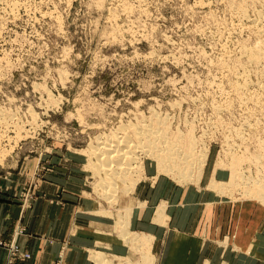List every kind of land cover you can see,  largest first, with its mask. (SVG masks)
Wrapping results in <instances>:
<instances>
[{"label":"rangeland","instance_id":"374dc122","mask_svg":"<svg viewBox=\"0 0 264 264\" xmlns=\"http://www.w3.org/2000/svg\"><path fill=\"white\" fill-rule=\"evenodd\" d=\"M3 1L0 191L14 182L15 199L28 211L68 202L62 218L70 226L73 219L72 233L80 229L75 221L84 225L79 241L85 247L77 250L82 258L160 264L163 237L137 234L152 232L142 228L150 227L153 200L165 192L179 201L189 187L202 185L184 202L195 194V200L202 194L215 199L208 219L230 203L238 216L242 202L247 209L264 208V104L255 87L264 55L254 62L239 53L244 45L264 44L263 26L252 21L257 11L264 14L263 0H22L15 9L17 0ZM236 2L248 8L249 19L239 17ZM243 68L253 85L238 93L235 76ZM142 124L157 128L166 138V156H176L163 166L143 157L137 173L104 194L92 149L99 138ZM177 172L187 180L180 182ZM135 177L130 193L125 189ZM145 187L153 202L140 219L138 206H144L135 191ZM198 202L185 215L186 226L199 223L207 205ZM162 203L166 210L157 225H167L170 216L165 200L155 211ZM0 246L7 249V264L32 256L14 239L0 238ZM66 260L60 254L57 262Z\"/></svg>","mask_w":264,"mask_h":264},{"label":"crops","instance_id":"0c3cea01","mask_svg":"<svg viewBox=\"0 0 264 264\" xmlns=\"http://www.w3.org/2000/svg\"><path fill=\"white\" fill-rule=\"evenodd\" d=\"M157 181L160 182L161 179ZM156 183H151L149 190ZM203 188L202 185L189 187L179 201H171L167 192L153 200L146 187L136 189L135 195L144 206H138L137 217L140 219L153 201L154 211L160 201L167 202V213L170 215L168 224L157 225L158 222H153V211L148 220L150 227L142 228L152 232H141L163 237L164 247L160 264H264V208L252 210V206L247 209L249 203L242 202L240 205L243 209L239 217L237 207H234L236 204L226 200L225 202L230 204L226 205L225 209L224 206L221 209L218 207L216 215L208 219V204L215 202V199H209L208 195L206 197L202 194L199 200H195V194L190 196L188 202H184V199L189 197L190 190L202 192ZM16 189L17 185L9 181L5 189L0 191V238L6 241L14 239L32 255L29 259L20 258L16 264H61L57 262L60 254L67 259L64 264H90L80 256V251H77L85 247L82 241H79L83 240L80 236L84 234V225L75 221L76 227L80 229L77 234H73V219L70 226L62 218L67 209L65 205L69 203L66 202L64 206H46V210L50 211L48 213L44 206L40 211V206L36 209V205L28 211L23 209L19 199H15ZM198 201L207 205L202 210L199 223L195 222L191 227L186 226L188 221L185 215L199 203ZM251 211L252 216L249 215ZM138 229L141 227L138 226ZM6 250L0 246V264H7Z\"/></svg>","mask_w":264,"mask_h":264},{"label":"bare ground","instance_id":"6f19581e","mask_svg":"<svg viewBox=\"0 0 264 264\" xmlns=\"http://www.w3.org/2000/svg\"><path fill=\"white\" fill-rule=\"evenodd\" d=\"M15 1V0H14ZM13 1V2H14ZM22 0H17L16 3H12L13 7L12 9H15V7L17 6H20V3H21ZM200 1V0H199ZM238 1V0H237ZM241 1V0H239ZM243 1V0H242ZM246 2H253V0H245ZM256 1V0H255ZM262 1V0H261ZM264 1V0H263ZM1 2H3L2 4H4L5 1L3 0H0V4ZM9 2V1H8ZM11 2V1H10ZM9 2V3H10ZM24 2V1H23ZM233 2H235L233 0ZM237 3V6H238V14H240L239 17L243 19H249L250 16L247 14V10L248 8L245 7V5H238V2ZM253 3H256V2H253ZM259 3V2H258ZM6 4H7V0H6ZM26 4V2L24 3V5ZM235 4V3H234ZM240 4V3H239ZM8 5V4H7ZM23 5V4H22ZM236 5V4H235ZM235 5H233L232 7L233 8H236L234 7ZM263 5V4H262ZM10 8V9H11ZM18 9V8H17ZM1 10V9H0ZM7 10V9H5ZM234 10V9H232ZM237 10V9H236ZM11 11V10H10ZM235 11V10H234ZM15 13V12H14ZM13 13V15H14ZM19 13V11H18ZM256 13V12H255ZM10 14V13H9ZM256 17L252 20L254 23H258L257 25L261 24L264 28V14L260 11L258 13H256ZM235 15H237L235 13ZM15 16V15H14ZM237 17V18H239ZM240 18V19H241ZM239 20V19H238ZM251 20V19H250ZM248 20V21H250ZM59 22V21H58ZM247 22V21H246ZM251 22V21H250ZM245 25V24H244ZM255 25V24H253ZM262 28V27H261ZM260 30V29H259ZM263 30V29H262ZM262 30H260L262 32ZM258 31V30H257ZM264 31V30H263ZM261 32H258V33H261ZM264 33V32H263ZM261 37V36H260ZM259 40V39H258ZM248 43V42H247ZM253 45V44H252ZM250 45V47H248V44L247 46L244 45L239 53H240V57L241 58H246L248 59V61H254V62H262L260 61L261 58H263L264 56V44L263 43H260V41L256 42L255 45ZM242 46V45H241ZM252 46V47H251ZM263 56V57H262ZM239 60H241L239 58ZM263 60V59H262ZM241 62V61H240ZM253 62V63H254ZM211 65V64H210ZM225 65V64H224ZM257 65V64H256ZM244 66V65H243ZM241 68V67H240ZM232 69H236V68H233ZM239 70V69H238ZM241 70V69H240ZM258 70V69H257ZM242 71V70H241ZM262 71V70H260ZM236 72V70H235ZM239 72V71H238ZM248 72L247 73L245 72V68H243V71L239 74H237L235 77L236 79L238 80L235 84V89L236 91H238V93L242 92V91H245L246 88L248 89V87L252 86L253 83L250 81L251 78H248ZM250 73V72H249ZM260 78L261 80H259L258 82L255 83V87L262 93V98L259 101H256L259 102L260 104H264V70L262 72H260ZM251 75V74H250ZM250 77V76H249ZM214 78V77H213ZM250 79V80H249ZM207 82V81H206ZM234 86V85H233ZM254 87V89H255ZM247 91V90H246ZM237 93V94H238ZM260 94V93H259ZM242 95V94H241ZM240 95V96H241ZM245 95V94H244ZM239 96V95H238ZM250 96V95H249ZM259 97H261L260 95H258ZM258 97V98H259ZM242 98V97H241ZM244 98V97H243ZM247 98V97H246ZM254 98V97H253ZM252 99V98H251ZM260 99V98H259ZM258 99V100H259ZM241 100V99H240ZM246 101H248V98L245 99ZM252 100H255V99H252ZM245 101V102H246ZM250 102V100H249ZM240 103H242L240 101ZM243 104V103H242ZM257 104V103H256ZM226 107V106H225ZM233 107V106H232ZM227 108V107H226ZM261 112V111H260ZM264 112V111H263ZM264 115V114H263ZM264 117V116H263ZM251 119V118H250ZM259 119V118H258ZM161 120V119H160ZM165 123V122H164ZM154 124V123H153ZM255 125V124H254ZM138 127H134V128H131V130H125L123 129L122 133L120 134V136L117 135H109V136H105L104 138H99L98 140V144L92 149V152H91V155L92 157L94 158V167H96V171L97 173L100 175H102L104 177V182H105V185L102 189L103 193L106 194V193H109V192H116V190L118 189V187L116 186V181H119L122 180V181H125L127 180L130 175H133L134 173H137L139 170H140V162H141V159L145 156H148V157H151L153 159H155L158 164L161 166L164 165V162L166 159H171L172 155H174V157L176 156L175 153H171L169 154L168 156H166V152L168 153V149L165 147V144H166V138H162V134L160 135L159 132L156 128L153 129L151 128V126L149 127H145L143 126H140V125H137ZM161 128V127H160ZM169 128V127H168ZM159 129V128H158ZM252 130V129H251ZM164 131V130H163ZM161 131V132H163ZM216 131V130H215ZM121 132V131H120ZM219 132V131H218ZM164 134V133H163ZM164 136V135H163ZM257 138V137H256ZM180 139V138H179ZM257 140V139H256ZM250 141V140H249ZM260 141V140H258ZM260 143V142H259ZM264 143V142H263ZM170 144V143H169ZM261 144V143H260ZM259 144V146H260ZM167 145V144H166ZM173 145V144H172ZM262 145V144H261ZM264 145V144H263ZM262 145V147H264ZM233 147V146H232ZM246 148V147H245ZM261 147H259L260 149ZM256 149V148H255ZM258 149V150H259ZM173 150V149H172ZM240 150V149H239ZM166 151V152H164ZM230 151V150H229ZM164 152L165 156H163L164 154H162ZM204 152V151H203ZM207 154V153H206ZM264 154V153H263ZM178 155H181L178 153ZM177 155V156H178ZM201 155V153H200ZM258 156V155H257ZM147 157V158H148ZM183 157V156H182ZM190 157V156H188ZM187 157V158H188ZM197 157V156H196ZM177 158V157H176ZM237 158V157H236ZM203 159V158H202ZM240 159V158H239ZM238 159V160H239ZM257 162H258V158H256ZM172 160L171 159V163H172ZM235 160V159H234ZM182 161V159H181ZM190 161V160H189ZM199 161V160H198ZM180 162V160H179ZM179 162L177 161V163L179 164ZM183 162V161H182ZM186 162V160L184 161ZM183 162V163H184ZM248 162V161H247ZM256 162V163H257ZM238 163V162H237ZM186 165V164H185ZM178 166V165H177ZM203 166V165H202ZM169 168V167H168ZM182 168V167H181ZM251 169V168H250ZM172 170V169H171ZM182 170V169H181ZM180 171V169H179ZM184 172V171H183ZM174 173V172H173ZM179 175V181L180 182H184L185 180H187V174L185 173H180V172H177ZM176 174V173H175ZM175 174H172L175 176ZM136 176V175H135ZM260 176V175H259ZM177 178V176H176ZM264 178V177H263ZM259 179V177L257 178ZM252 180V179H250ZM256 179H254V182L256 183L255 181ZM262 180V178H261ZM111 181V182H110ZM248 181H249V178H248ZM259 180H257V183L259 186V183L258 182ZM128 182V181H127ZM253 182V184H254ZM264 182V181H263ZM118 183V182H117ZM137 183V179L135 177V180H132V184L131 186L128 188H126L125 190H129V192L131 193V190H133V186L136 185ZM249 183V182H247ZM128 184V183H127ZM251 184V182H250ZM252 184V185H253ZM246 187V186H245ZM254 187V186H253ZM211 188V187H210ZM213 188V187H212ZM260 190V188H259ZM262 191V190H260ZM128 192V193H129ZM263 192V191H262ZM260 195H261V192H260ZM263 195V194H262ZM113 197V198H116L115 194L113 193H110V197ZM107 197V196H106ZM109 197V198H110ZM108 198V199H109ZM264 198V197H263ZM110 200V199H109ZM131 211L132 208H129L127 209V212L128 211ZM166 210V207H165V204L162 203L158 206V208L156 209L153 217H152V221L155 222V223H159L162 219V217L164 216V212ZM129 211V212H130ZM125 213V212H124ZM136 234H134L135 236ZM141 236H144L145 239H149V235H147L146 233H138L137 234V239L138 237H141ZM134 237H132V240L130 239V241H134L133 240ZM136 241V240H135ZM140 242V241H138ZM143 242V241H141ZM135 243V242H134ZM135 245V244H134ZM141 252V251H140ZM104 259V258H103ZM103 264H113L111 261H108V260H101ZM143 264H152V262L150 261H146L145 263Z\"/></svg>","mask_w":264,"mask_h":264},{"label":"built area","instance_id":"2783aa9c","mask_svg":"<svg viewBox=\"0 0 264 264\" xmlns=\"http://www.w3.org/2000/svg\"><path fill=\"white\" fill-rule=\"evenodd\" d=\"M12 248H13V247H12ZM23 256H29V255H25V254H24Z\"/></svg>","mask_w":264,"mask_h":264}]
</instances>
